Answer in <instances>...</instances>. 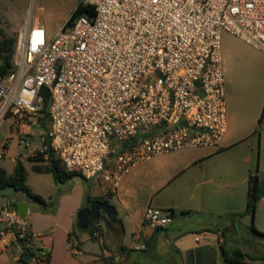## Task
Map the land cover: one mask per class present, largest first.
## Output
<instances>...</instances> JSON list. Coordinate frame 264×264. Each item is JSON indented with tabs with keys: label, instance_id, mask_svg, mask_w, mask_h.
Listing matches in <instances>:
<instances>
[{
	"label": "built area",
	"instance_id": "1",
	"mask_svg": "<svg viewBox=\"0 0 264 264\" xmlns=\"http://www.w3.org/2000/svg\"><path fill=\"white\" fill-rule=\"evenodd\" d=\"M79 2L92 16L67 19L53 38L30 23L16 35L13 69L0 74V125L10 119L25 148L37 141L31 156L52 155L111 192L141 163L217 147L227 129L221 35L264 53V0ZM45 115L46 130L35 134ZM5 151L0 144V160ZM144 221L164 228L170 212L148 206ZM0 224V236L30 256L26 264H49L48 253L33 249L29 219L12 204L0 202Z\"/></svg>",
	"mask_w": 264,
	"mask_h": 264
},
{
	"label": "crops",
	"instance_id": "2",
	"mask_svg": "<svg viewBox=\"0 0 264 264\" xmlns=\"http://www.w3.org/2000/svg\"><path fill=\"white\" fill-rule=\"evenodd\" d=\"M31 25L43 27L48 39L53 38L62 26L55 32H48L40 21ZM226 121V134L217 147L184 149L141 163L122 177L114 192L98 178L100 191L92 194L77 181L78 177L60 187L51 174H37L40 177L34 181L33 187L28 176L26 184L33 193L50 199L55 204L53 210L44 211L20 195L3 203L14 207L16 203L25 205V217L30 221L33 234V249L48 253L49 264H227L225 257L231 256L229 252L235 254L237 249L234 239L226 240L225 235L233 229L230 223L249 218V215H237L246 208L248 178L254 175L251 169L255 157L259 167L256 176L260 184L264 183V118L258 120V117L244 115L238 104L229 110L226 104ZM213 157L221 158V166L233 167L240 176L231 181L212 176L202 183L196 182L198 172L207 168V161ZM0 166L8 174L13 173L14 166L9 171L1 161ZM193 169L197 172L191 171ZM148 174H152L156 181L149 186L139 204L135 187L143 183ZM185 176L187 178L175 188L188 195L185 206L166 210H172L173 216L164 228H150L144 221L145 209L148 206L161 209L154 206L156 194L177 184ZM191 179L192 182L195 180L192 189L187 186ZM202 184H210L212 188L202 194L198 191ZM101 198L107 200L113 209L114 219H101L95 223L100 236L94 239L90 236L91 229L85 232L78 229L77 215L91 204L89 201ZM224 214H229L226 224L220 219ZM2 229L0 224V232ZM78 232L86 233L93 243L87 242L88 239ZM196 238L198 242H195ZM246 238L251 239V235ZM139 245L146 248L139 250L136 248ZM240 252L245 256L242 250ZM23 254L24 248L14 238L0 236V264H19ZM245 259L252 263L249 257L245 256Z\"/></svg>",
	"mask_w": 264,
	"mask_h": 264
},
{
	"label": "rangeland",
	"instance_id": "3",
	"mask_svg": "<svg viewBox=\"0 0 264 264\" xmlns=\"http://www.w3.org/2000/svg\"><path fill=\"white\" fill-rule=\"evenodd\" d=\"M79 0H0V19L1 28L3 29L7 38H15L20 29L26 27L28 23L34 24L40 21L47 28V31L55 32L59 26L65 24L69 19L71 13L74 11ZM220 52L222 56L223 74L225 79V102L230 108L236 107L238 104L239 110L247 116L261 118L264 112V53L257 51L251 46L245 44L238 38L229 33L223 32L221 35ZM264 118V117H262ZM47 126V123L45 127ZM35 134L44 132L46 128L38 126L32 127ZM6 144L5 157L1 159V164L9 171L14 166L13 160L19 158L27 171L29 182L34 186V181L39 179V175L32 170V164L29 161L30 151L32 148L39 147V143L34 141L31 146L25 148L24 145L19 144L17 131L11 125V120L6 119L0 125V144ZM257 140L255 143V151L257 154ZM226 157V156H225ZM221 158H210L205 167L200 166L202 170L198 172L196 182L202 183L208 177L223 178L225 180H235L240 174L229 165L221 166ZM220 162V163H219ZM219 167V168H217ZM258 162L256 157L253 160L251 172L256 175L258 171ZM197 172L196 169L191 170ZM192 173V172H191ZM188 176V174H187ZM181 178L177 184L169 186L160 194H156L154 206H158L163 210L178 209L185 206L188 195L175 190L177 185L184 179ZM264 178V174H262ZM77 181L84 185L86 191H91L92 194H97L100 191V184L98 179L93 181H85L78 176ZM155 177L148 174L144 178L143 183L135 187L137 193V200L141 204L147 194L149 186L155 182ZM195 180H193L194 182ZM69 182V181H68ZM191 183L187 186H193ZM56 183V182H55ZM67 183V182H66ZM57 186H64L57 184ZM212 188L210 184H202L199 186L198 191L202 194ZM210 191V190H209ZM15 195L24 197L28 202L40 207L42 210H53L55 204L46 199L47 206L41 207L39 204L28 199L23 193L15 192L7 189L1 193V203L8 199H14ZM229 214H224L220 219L222 224H226ZM233 227L231 233H227L226 240L236 241V252L242 250L245 256L252 260L253 264H264V237L255 234L252 230V225L257 232L264 233V198H260L257 202L256 209L253 217L249 216L243 222L236 220L230 223ZM78 234L90 244L93 243L88 238L86 233ZM251 235V239L246 238ZM96 242V241H95ZM226 249L229 250L228 246ZM229 255L233 256L232 252Z\"/></svg>",
	"mask_w": 264,
	"mask_h": 264
},
{
	"label": "trees",
	"instance_id": "4",
	"mask_svg": "<svg viewBox=\"0 0 264 264\" xmlns=\"http://www.w3.org/2000/svg\"><path fill=\"white\" fill-rule=\"evenodd\" d=\"M86 14L92 16L91 9L84 7L81 2H78L76 8L71 13L67 25H70L77 17ZM15 46V38H7L3 29L1 28V19H0V74H8L13 69V53ZM43 93V91H42ZM49 104V99L46 96L44 100V110L43 113L46 114V109ZM264 117V112H262L261 118ZM41 127H45L47 120L46 115L39 119ZM48 154V152L46 153ZM29 161L32 164V170L37 174H51L54 178V181L57 184H64L68 181L73 180L78 177L75 173H70L64 169L61 163L54 159L52 155H49L47 159H44L42 154H39L36 157H30ZM27 181V171L23 162L17 158L15 160L14 170L12 174H8L7 171L0 166V195L3 191L11 189L15 192L23 193L28 199L39 204L41 207L45 208L48 204L46 199L41 197L38 194H35L26 184ZM259 180L256 175H250L248 178V192H247V202L246 208L242 213H239L237 217H244L246 215H254L257 202L259 201L258 189H259ZM107 203V200L103 198L98 199ZM94 201V200H93ZM93 201H89L92 203ZM14 206V205H13ZM170 217L173 216V211L170 210ZM98 230L97 226H93L90 230V236L93 238V233ZM252 230L255 234L264 237V233L257 232L252 225ZM24 256V254H23ZM250 259V258H249ZM227 264H245V256L242 255L240 259H235L233 256L225 257ZM251 260V259H250ZM252 261V260H251Z\"/></svg>",
	"mask_w": 264,
	"mask_h": 264
},
{
	"label": "water",
	"instance_id": "5",
	"mask_svg": "<svg viewBox=\"0 0 264 264\" xmlns=\"http://www.w3.org/2000/svg\"><path fill=\"white\" fill-rule=\"evenodd\" d=\"M259 198H264V183H261L258 189ZM17 214L20 218H25L26 216V207L22 203H16L15 205ZM102 213L106 217H102ZM114 219L113 209L105 202L99 200L93 201L92 204L88 207L82 208L77 215V227L81 231H89L95 223L99 222L101 219L106 220ZM242 257L241 252H236L233 255V258L240 259ZM30 259L28 254H25L19 264H26Z\"/></svg>",
	"mask_w": 264,
	"mask_h": 264
},
{
	"label": "flooded vegetation",
	"instance_id": "6",
	"mask_svg": "<svg viewBox=\"0 0 264 264\" xmlns=\"http://www.w3.org/2000/svg\"><path fill=\"white\" fill-rule=\"evenodd\" d=\"M91 204H92V203H91ZM91 204H90V205H91ZM90 205H89V206H90ZM103 216L106 217V216L102 213V217H103ZM94 225H95V224H94Z\"/></svg>",
	"mask_w": 264,
	"mask_h": 264
}]
</instances>
